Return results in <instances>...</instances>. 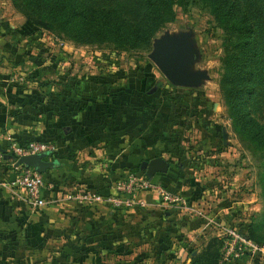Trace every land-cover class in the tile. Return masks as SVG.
<instances>
[{"label": "crops", "instance_id": "obj_1", "mask_svg": "<svg viewBox=\"0 0 264 264\" xmlns=\"http://www.w3.org/2000/svg\"><path fill=\"white\" fill-rule=\"evenodd\" d=\"M23 23H9L16 31L0 35V264H99L103 252L119 255L128 244L137 251L144 243L160 249L152 264H172L173 252L181 264H191L212 238L221 239L206 221L227 223L235 203L217 191L205 199L202 184L179 161L193 124L187 94L157 79L150 83L147 72L133 82H122L121 73L75 82L70 68L42 69L41 40L24 34ZM40 139L56 149L42 158L53 164L42 173L44 205L33 209L12 184L18 169L1 155L12 140L24 145ZM155 156L170 168L151 180L180 195L187 208L161 203L153 190L137 195L147 205L127 208L125 215L107 201L64 199L78 193L113 197L116 179L138 174ZM209 207L207 214L203 208ZM128 222L123 235L118 226Z\"/></svg>", "mask_w": 264, "mask_h": 264}, {"label": "rangeland", "instance_id": "obj_2", "mask_svg": "<svg viewBox=\"0 0 264 264\" xmlns=\"http://www.w3.org/2000/svg\"><path fill=\"white\" fill-rule=\"evenodd\" d=\"M83 1L96 8L121 6L124 9L123 14L132 19L141 11V7L138 6H141L142 2L138 0L137 6L133 8L135 0ZM175 10L174 21L160 27L149 44L140 49L121 50L110 43H78L38 28L32 35L38 36L41 40L37 43L42 44L40 55L44 59L41 68H70L71 75L74 74L71 77H75V82L78 81V77L79 80L84 79L83 76L89 80H97L98 77L118 73L122 75V82L125 80L133 82L147 72L150 75L148 80L150 83L157 79L176 89L177 86L166 79L149 58V54L154 48L155 40L165 33L177 36L191 34L190 39L196 53L192 69L204 73V76L196 85L180 88L182 93L187 94L188 114L193 116L190 117L193 124L187 134L185 133L181 146L183 155L179 161H184V168H187L188 174L191 173L192 178H196L202 184L205 199L215 197L216 191L218 198L229 195L230 202L235 203V208L231 210L228 222L236 223L244 229H264V195L261 186V177L264 175V139L257 141L251 138V132L247 131L250 123L235 125L228 115L229 108L224 103L220 87L222 72L220 57L225 52L222 45L224 32L215 25L209 10L202 5L191 6L185 12L180 7H176ZM25 21V15L12 4L11 0H0V28L4 24L19 25ZM11 29L16 31L15 28ZM232 38L236 39L237 36L233 35ZM29 74L28 81L32 78V74ZM252 84L255 89L249 100L250 115L256 123L264 127V63ZM234 179L237 181L235 185ZM211 207L209 210L203 208V211L208 214ZM127 208L121 209L122 213L117 212L119 215H125ZM113 209L115 210L114 207ZM209 220L206 221V225L212 227ZM129 224L128 222L123 223L122 227L118 226L123 229V235H127L125 226ZM110 225L113 223L108 222V227ZM261 239L263 240L261 242H264V239ZM127 247L119 255L114 253L104 255L103 252L102 256H99V264H150L149 260L152 264L153 256H158L155 253L160 250L147 249L149 247L145 243L142 245L143 249L138 247L137 251L130 244ZM172 256V264L182 263L180 258L176 260L174 252Z\"/></svg>", "mask_w": 264, "mask_h": 264}, {"label": "trees", "instance_id": "obj_3", "mask_svg": "<svg viewBox=\"0 0 264 264\" xmlns=\"http://www.w3.org/2000/svg\"><path fill=\"white\" fill-rule=\"evenodd\" d=\"M11 1L26 17L21 26L24 34H33L40 28L74 42L110 43L121 50L148 45L160 27L174 21L176 7L184 12L194 5L206 7L215 25L224 32L220 87L229 108L228 115L235 125L249 122L247 131L251 132V138L264 139V127L252 119L249 107L255 89L252 80L264 63V0H142L138 6L141 11L133 19L123 14L121 6L96 8L83 0ZM137 3L135 0L132 7L135 8ZM12 32L8 24L0 28L1 34ZM233 35L237 38L233 39ZM6 161L12 163L9 159ZM140 172L138 175L145 176L143 171ZM261 183L264 195V175ZM245 231L257 244H264L261 242L264 229L248 228ZM220 247L221 239L212 238L192 257L191 264H217Z\"/></svg>", "mask_w": 264, "mask_h": 264}, {"label": "built area", "instance_id": "obj_4", "mask_svg": "<svg viewBox=\"0 0 264 264\" xmlns=\"http://www.w3.org/2000/svg\"><path fill=\"white\" fill-rule=\"evenodd\" d=\"M56 149V145L51 141H29L21 145L16 140L9 144L8 154L14 159H9L12 164L23 155L49 153ZM3 156V154L1 155ZM18 173L12 184L21 190L22 197L33 209H39L44 205L41 195L45 186V180L42 173L33 167L19 166L16 167ZM113 189L116 195L105 197L94 193H78L77 195H66L65 200L76 201L80 205L90 204L91 202H110L112 207L124 209L135 205L145 206L147 203L137 195L146 190H153L161 203L167 206L185 207L184 199L175 193H172L162 184L149 179L144 175L129 173L115 180ZM210 224L217 227L221 247L217 264H235L237 261H253L264 258V245H259L247 236L244 228L232 222H218L215 219L209 220Z\"/></svg>", "mask_w": 264, "mask_h": 264}, {"label": "water", "instance_id": "obj_5", "mask_svg": "<svg viewBox=\"0 0 264 264\" xmlns=\"http://www.w3.org/2000/svg\"><path fill=\"white\" fill-rule=\"evenodd\" d=\"M190 38L191 34L177 36L165 33L155 40L154 48L149 54V58L166 79L177 87L196 85L204 76V73L192 69L196 53ZM224 137H226L225 134ZM2 153L5 159H14L4 150ZM45 155L46 153H39L20 156L14 162V166L33 167L38 172L45 173L46 169L53 164L42 159ZM169 168V162L162 156L143 161L140 167L149 179L157 173H166Z\"/></svg>", "mask_w": 264, "mask_h": 264}]
</instances>
